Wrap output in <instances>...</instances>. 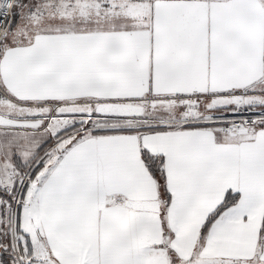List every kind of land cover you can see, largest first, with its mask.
Here are the masks:
<instances>
[{"label":"snow or ice","instance_id":"1","mask_svg":"<svg viewBox=\"0 0 264 264\" xmlns=\"http://www.w3.org/2000/svg\"><path fill=\"white\" fill-rule=\"evenodd\" d=\"M0 264H264V0H0Z\"/></svg>","mask_w":264,"mask_h":264}]
</instances>
